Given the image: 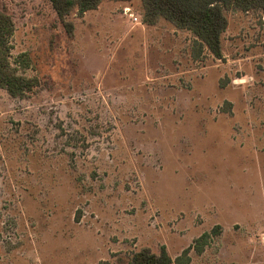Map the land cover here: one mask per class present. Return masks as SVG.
Returning <instances> with one entry per match:
<instances>
[{
    "label": "rangeland",
    "instance_id": "1",
    "mask_svg": "<svg viewBox=\"0 0 264 264\" xmlns=\"http://www.w3.org/2000/svg\"><path fill=\"white\" fill-rule=\"evenodd\" d=\"M0 14V264H178L204 232L187 264H264L260 11H226L222 59L140 0Z\"/></svg>",
    "mask_w": 264,
    "mask_h": 264
},
{
    "label": "trees",
    "instance_id": "2",
    "mask_svg": "<svg viewBox=\"0 0 264 264\" xmlns=\"http://www.w3.org/2000/svg\"><path fill=\"white\" fill-rule=\"evenodd\" d=\"M58 18L67 32L74 29L69 17L76 13L82 16L89 10L97 9L106 0H49ZM132 1V0H112ZM143 10V21L156 24L161 19L170 22L177 29H186L195 36L198 55L204 49L209 50L216 58H223L222 34L228 27L227 10L248 12L258 10L264 15V0H140ZM3 19L0 14V24ZM212 232H204L194 241L193 246L183 250L176 258V263L187 264L188 253L194 247L202 252L211 240ZM172 258L163 246L159 252L150 247H142L133 252L125 264H172Z\"/></svg>",
    "mask_w": 264,
    "mask_h": 264
},
{
    "label": "built area",
    "instance_id": "3",
    "mask_svg": "<svg viewBox=\"0 0 264 264\" xmlns=\"http://www.w3.org/2000/svg\"><path fill=\"white\" fill-rule=\"evenodd\" d=\"M125 10L128 11V10H129L128 7H126ZM131 15H132V14H131ZM134 18H135V20L137 19V17H134Z\"/></svg>",
    "mask_w": 264,
    "mask_h": 264
},
{
    "label": "crops",
    "instance_id": "4",
    "mask_svg": "<svg viewBox=\"0 0 264 264\" xmlns=\"http://www.w3.org/2000/svg\"><path fill=\"white\" fill-rule=\"evenodd\" d=\"M223 35V34H222Z\"/></svg>",
    "mask_w": 264,
    "mask_h": 264
}]
</instances>
